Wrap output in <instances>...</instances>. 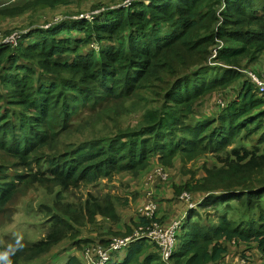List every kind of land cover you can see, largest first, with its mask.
<instances>
[{
    "label": "trees",
    "instance_id": "16d2710c",
    "mask_svg": "<svg viewBox=\"0 0 264 264\" xmlns=\"http://www.w3.org/2000/svg\"><path fill=\"white\" fill-rule=\"evenodd\" d=\"M11 3L0 7L1 17L16 14ZM96 9L102 10L93 22L65 19L29 29L14 44L0 42V161L24 169L0 182V215L10 209L18 184L52 183L64 191L209 152L216 163L196 180L192 174L180 192L205 191L203 207L224 214L203 226L188 210L170 264H218L227 254L224 243L233 240L255 242L264 258V96L242 72L215 64L257 68L264 57V0H132ZM216 38L224 47L210 59ZM229 87L237 94L217 117L198 115L205 96ZM135 111L140 119L127 123L124 116ZM59 195L46 206L49 228L42 238L4 249L11 264H31L76 236L67 233L77 220ZM88 195L79 205L82 224L96 215L118 220L112 197ZM234 203L245 211V225L227 218ZM146 222L139 217L134 227ZM63 264L82 263L71 255ZM109 264L166 263L156 245L141 238Z\"/></svg>",
    "mask_w": 264,
    "mask_h": 264
},
{
    "label": "rangeland",
    "instance_id": "374dc122",
    "mask_svg": "<svg viewBox=\"0 0 264 264\" xmlns=\"http://www.w3.org/2000/svg\"><path fill=\"white\" fill-rule=\"evenodd\" d=\"M11 1H15L17 12L13 16H0V32L2 37L13 36L14 34L22 35L29 29H48L49 26L57 24L65 19L73 20L83 18L87 22H93L94 19L89 20L85 17L86 15L92 14L95 11L93 10L94 8L108 6L116 8L125 0H60L52 6L42 5L41 3H37L36 0H0V7L8 5L9 3L12 5ZM131 1L132 0H130V3ZM143 2L147 4V0H143ZM96 10L101 11L102 9ZM220 23L221 22L217 25ZM215 42L216 46L212 49L210 59L216 56L218 47L220 48L222 45L224 47L221 40L216 38ZM92 47H95V45L93 44ZM210 59L207 61V65L212 66L213 63ZM253 64L254 63L244 66L241 76L243 77L245 75L243 71L247 70L255 72L264 79L262 75V73H264V57L255 65L257 68H254ZM217 65L223 68H235L234 70L237 72H241L242 69V67H240V69L235 66L221 65V63ZM244 77H246V75ZM233 91L236 92V95L237 89L235 87H229L225 91H214L205 96L196 106V111L199 113L198 115L206 118L207 116L208 118L216 116L218 112L225 108L228 102L232 101L231 99L234 98V95H231V97L229 95L233 94ZM140 116L141 115L135 111L126 114L124 120L132 124L139 120ZM254 140H256V137H254L253 141ZM248 148H250V144H248ZM0 163L5 164L2 169H0V182L5 181L6 178L20 174V171H24L23 168L16 166L12 162L2 160ZM215 163L216 160L214 156L207 152L190 161H184L180 157H174L167 163L154 161L150 163L146 170H154L153 174L157 175L161 180L160 185L163 187L162 191H165L168 186L167 183L174 180L176 184L172 185L171 183V194L166 193L165 197L172 195V191L174 190L176 196L179 197L178 199L181 200L182 193L186 192L188 194L187 191L180 192L183 182L192 174L191 177L196 180L197 177L202 176L203 173L201 171H204L203 167L210 168ZM157 171L162 178L157 174ZM138 176L134 177L124 173L115 174L110 178L101 179L96 185H82L78 188L64 191H62L60 186L52 183L41 185L38 183L31 185L18 184L19 191L13 196L8 205L11 206L10 209L3 211V215H0V254L6 252L4 250L5 248L10 250L13 246H25L42 238L49 228V224L46 221L49 216L47 215L46 206L49 208L52 207L50 205L54 201L56 194L62 192V195H59V198L64 202L62 207L66 210V213L69 214L71 219L77 220V222L71 220L72 229L67 233L70 234L69 236H76L63 239L62 242L55 245L49 253L36 261H32L31 264H63L67 256L69 257L71 255H74L82 264H87L84 260L85 251L94 246L101 245L100 242H98L100 238H105L108 242L112 237L121 238L128 236L136 227H134V222L137 221L139 216L135 213L134 201L136 203L138 193L134 187L139 186ZM204 192L205 191H199L197 194L192 193L190 195V200L196 202L195 207L191 208V210L200 215L199 223L201 225L206 226L210 223L214 225L213 223L218 222V217L220 220V216L224 214V211L221 210V208L217 210L204 208V204L202 203L208 197V194ZM88 194H92L100 200L106 196H109L110 199L112 197L111 201L116 210L118 220H112L107 216L96 215L94 222L82 224L83 218H85L82 217L84 209L79 205L88 198ZM202 196H204V199H200L203 198ZM154 197H156L155 194ZM173 198L175 199L176 197L173 196ZM65 204H70L71 206H65ZM261 205L264 207V199ZM227 218L235 222L244 220L243 225L246 224L245 220L248 219L245 211L239 208L236 203L233 204V210L228 212ZM186 219L187 216L185 215L182 219V223L185 222ZM206 220H208V224H206ZM128 229L131 230L130 233H128ZM84 238L96 242L80 243V240ZM74 239L79 240V242L74 243ZM224 245L227 247V254L218 264H264V258L260 255L255 242L246 243L233 240L228 244L224 243ZM122 255L123 251H120L113 254V257L121 258ZM165 263L170 264V261ZM20 264H28V262L20 261Z\"/></svg>",
    "mask_w": 264,
    "mask_h": 264
},
{
    "label": "built area",
    "instance_id": "2783aa9c",
    "mask_svg": "<svg viewBox=\"0 0 264 264\" xmlns=\"http://www.w3.org/2000/svg\"><path fill=\"white\" fill-rule=\"evenodd\" d=\"M130 0H125L119 6L129 5ZM117 6V7H119ZM100 10H95L92 14L86 15L85 18L91 20L94 15L98 14ZM2 37L0 32V38ZM20 37V34H14L13 36L2 37L0 42L2 43H15L16 39ZM219 48V47H218ZM219 64V63H215ZM222 65V64H221ZM242 72V70H241ZM246 78L253 84L257 91V94L264 96V79L255 72L243 71ZM159 174V172H158ZM161 177V176H160ZM162 178V177H161ZM181 198L187 203L188 210L194 208L196 202L190 200V195L186 192L181 194ZM155 208L156 205L153 202H149L147 205L142 207L138 214L144 218L147 222L144 225L135 227L131 234L121 238H110L107 245H98L90 249H87L84 253V260L87 264H109L112 260L113 254L124 251L128 245L136 239H147L154 243L160 252L161 258L165 262L170 261L171 255L174 253L177 244V235L182 224V219L177 218L172 220L168 224L160 223L155 219Z\"/></svg>",
    "mask_w": 264,
    "mask_h": 264
},
{
    "label": "crops",
    "instance_id": "0c3cea01",
    "mask_svg": "<svg viewBox=\"0 0 264 264\" xmlns=\"http://www.w3.org/2000/svg\"><path fill=\"white\" fill-rule=\"evenodd\" d=\"M153 171L154 170L148 169L138 176L139 186L134 187L138 193V199L136 203L134 201L135 205L133 204L134 210L136 215L139 216V210L149 202H153L156 205L155 219L160 223L168 224L172 220L184 216V214L188 212V205L182 198L181 200L178 199L179 197L176 196L174 190L172 191V195L165 197L166 193L171 194V183L173 185L176 184V182H174V180L172 182L170 181L167 183L168 186L165 191H162L163 187L160 185L161 180L157 175L153 174ZM154 194L156 197H154ZM173 196L176 198L174 199Z\"/></svg>",
    "mask_w": 264,
    "mask_h": 264
},
{
    "label": "clouds",
    "instance_id": "9594fccd",
    "mask_svg": "<svg viewBox=\"0 0 264 264\" xmlns=\"http://www.w3.org/2000/svg\"><path fill=\"white\" fill-rule=\"evenodd\" d=\"M10 253L9 252H4L0 254V261L3 262V264H11V260L9 259Z\"/></svg>",
    "mask_w": 264,
    "mask_h": 264
}]
</instances>
